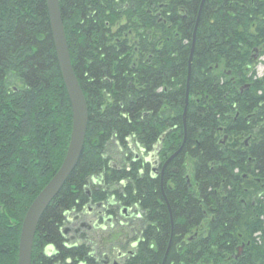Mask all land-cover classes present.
Here are the masks:
<instances>
[{
	"label": "trees",
	"instance_id": "1",
	"mask_svg": "<svg viewBox=\"0 0 264 264\" xmlns=\"http://www.w3.org/2000/svg\"><path fill=\"white\" fill-rule=\"evenodd\" d=\"M200 2L59 0L87 124L77 163L37 223L31 264H100V237L96 248L62 228L69 213L112 199L140 213L124 264H161L168 242L164 264H264V74L252 58L264 48V0H204L184 131ZM70 130L45 0H0V264H17L20 222ZM155 146L156 175L134 155Z\"/></svg>",
	"mask_w": 264,
	"mask_h": 264
},
{
	"label": "water",
	"instance_id": "2",
	"mask_svg": "<svg viewBox=\"0 0 264 264\" xmlns=\"http://www.w3.org/2000/svg\"><path fill=\"white\" fill-rule=\"evenodd\" d=\"M204 0H201L196 22L193 28L192 33V40L190 46V54L188 59V73H187V82H186V91H185V98H184V109H183V126L184 131L186 129L185 126V118H186V105L188 101V82L190 76V62L191 57L194 49V41H195V32L198 23L199 14L202 8ZM50 32L53 40L55 55L58 63V67L60 70V74L62 77V82L70 103L71 108V130L69 136L68 146L64 155V158L57 169V171L53 174V176L49 179V181L45 184V186L39 191V193L35 196V198L31 201L29 206L27 207L22 222L20 226V233L17 245V264H31V249H32V242L35 233V229L37 223L49 204L52 198L57 194L61 186L66 181L68 175L73 170L75 164L78 161V158L81 153V149L83 146L86 124H87V108L86 102L83 95V92L80 88V85L75 77L73 72L68 47L66 43L65 33L63 29L62 18L59 9V2L58 0H45ZM185 141V136L183 138V142L180 147L173 152L162 164L160 169V176L162 177L164 168L166 167L167 163L180 151L183 143ZM158 144V143H157ZM156 148V146L154 147ZM141 150V148L139 149ZM156 155L155 153H150L146 161L150 163L151 170H153L154 174H156L157 166H156ZM165 203L168 207L169 214H170V222L172 226V216L170 207L164 197ZM101 203L96 204L94 207L89 208V212L93 209L100 207ZM125 212V208L123 209ZM79 216L70 217L73 220H76ZM111 216L107 218L110 221ZM81 226H86V224H81ZM95 227L105 228L104 225L95 224ZM71 229L70 228H63L62 233L67 234ZM80 228H76L73 230V233L78 234ZM169 248H166V251L163 255L162 263L164 264V259L166 257L167 251ZM240 252V251H239ZM238 256V254H237ZM101 264H110V259L107 254H103L101 258L98 259ZM111 264H117L116 261H113Z\"/></svg>",
	"mask_w": 264,
	"mask_h": 264
},
{
	"label": "rangeland",
	"instance_id": "3",
	"mask_svg": "<svg viewBox=\"0 0 264 264\" xmlns=\"http://www.w3.org/2000/svg\"><path fill=\"white\" fill-rule=\"evenodd\" d=\"M253 54H257V58L255 59V72L257 77H261L264 74V48H258ZM17 85V83H15ZM244 139V138H241ZM219 141L223 142L224 138L223 135L219 137ZM118 160H120V157H115L114 163H118ZM121 161V160H120ZM119 206L117 208V214L119 220H116L112 218L111 224L107 225V220L103 223L106 225L104 230H101L100 228H94L85 230V233L87 234V238L96 245L99 240V237L102 239L103 247L101 248L100 255L102 253H108L111 257V260H115L116 262H119V260L116 257V250L118 251H127L132 250L130 244L133 241L135 231L139 228V219L140 216H138L137 219H129V216L121 215L119 212ZM138 210H136L137 212ZM139 215L140 213L137 212ZM126 214H130V211H128ZM81 217V221L91 224L94 221V216L92 213H88L85 210H82L79 213ZM122 218V219H121ZM80 221V222H81ZM120 221V223H118ZM99 224L101 223L98 221ZM71 225V224H70ZM77 226V225H76ZM125 246V247H124ZM3 264H8L7 260H2Z\"/></svg>",
	"mask_w": 264,
	"mask_h": 264
},
{
	"label": "flooded vegetation",
	"instance_id": "4",
	"mask_svg": "<svg viewBox=\"0 0 264 264\" xmlns=\"http://www.w3.org/2000/svg\"><path fill=\"white\" fill-rule=\"evenodd\" d=\"M239 144V140H237V144L236 145H238ZM243 144L244 145H246V143L245 142H243ZM90 206H92V205H90ZM102 206H109V207H106V208H108V209H111L112 211H113V214H112V216H113V218L114 219H116V220H119L120 218H118V214H117V208H118V206H120V204H118L114 199H112V200H110V201H108L107 203H104ZM89 210V209H88ZM104 210H105V208H99V209H97V210H95V209H93L92 210V215L94 216V219L96 218V219H98V218H100V216L102 215V213L104 212ZM129 211H130V213H132L133 214V216L131 217V218H129V219H137L138 218V216H139V214L136 212V209H135V207L134 208H129L128 209ZM89 212V211H88ZM118 212H119V210H118ZM104 215H106V214H104ZM108 215H109V213H108ZM111 215V214H110ZM98 217V218H97ZM122 219V218H121ZM81 221V217H80V219L78 220V221H75L74 223H72V225L73 226H76V225H78V223ZM118 223H120V221L118 222ZM14 225V223L12 224V226ZM10 227V226H9ZM83 231H85V229H82L81 230V232H83ZM136 243L137 242H132L131 243V248L133 247H135V245H136ZM132 248V249H133ZM122 253L123 254H121V253H116L117 255H116V257H117V259L119 260V264H124V260L126 259V257L128 256V255H130V254H132V250H127V251H122ZM108 257H110V256H108ZM111 264V263H110Z\"/></svg>",
	"mask_w": 264,
	"mask_h": 264
},
{
	"label": "bare ground",
	"instance_id": "5",
	"mask_svg": "<svg viewBox=\"0 0 264 264\" xmlns=\"http://www.w3.org/2000/svg\"><path fill=\"white\" fill-rule=\"evenodd\" d=\"M58 2H59V0H58ZM189 54H190V52H189ZM188 59H189V57H188ZM191 60H192V57H191ZM190 71H191V62H190ZM187 72H188V66H187ZM76 77V76H75ZM77 79V78H76ZM61 80H62V77H61Z\"/></svg>",
	"mask_w": 264,
	"mask_h": 264
}]
</instances>
